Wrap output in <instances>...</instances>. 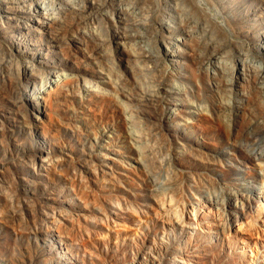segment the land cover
Wrapping results in <instances>:
<instances>
[{
	"label": "rangeland",
	"instance_id": "1",
	"mask_svg": "<svg viewBox=\"0 0 264 264\" xmlns=\"http://www.w3.org/2000/svg\"><path fill=\"white\" fill-rule=\"evenodd\" d=\"M12 1L21 11L30 4ZM67 1L72 7L83 3ZM58 2L29 6L39 13L26 29L0 19V264H264V203L250 212L252 235L238 222L217 235L216 222L237 206L234 200L224 204L223 159L236 163L239 156L215 131L203 136L193 127L200 115L211 117L206 90L199 92L202 84L191 75L195 70L203 86L210 85L200 67L209 49L167 32L174 29L169 0H137L140 15L121 23L105 0L81 27L99 39L104 55L92 57L84 47L71 46L79 29L66 34L65 20L61 26H40L46 21L42 8H60ZM196 2L222 26L224 41L234 40L224 64L241 57L253 71H263L264 0ZM233 13L245 18L238 37L225 21ZM136 19L151 26L135 27ZM117 32L124 37L113 39ZM139 33L146 37L136 38ZM170 36L174 46L166 41ZM144 49L157 55L155 62L139 57ZM157 80L183 92V106L170 113L171 137L153 132L137 118V108L113 93L123 88L131 94L141 89L138 81L156 91ZM254 87L249 78L228 90L227 100L245 108L239 124L242 117L253 120L254 112L264 120V83ZM197 93L205 98L197 100ZM109 95L125 110L123 130L111 111L105 123L94 118L104 112L99 98ZM223 150L229 151L224 158L214 156ZM260 165L264 169V162ZM145 175L158 188L147 189ZM206 195H216L221 207L205 202Z\"/></svg>",
	"mask_w": 264,
	"mask_h": 264
},
{
	"label": "bare ground",
	"instance_id": "2",
	"mask_svg": "<svg viewBox=\"0 0 264 264\" xmlns=\"http://www.w3.org/2000/svg\"><path fill=\"white\" fill-rule=\"evenodd\" d=\"M28 1L30 4L25 6V8L21 7L24 9L21 11V9L18 10L17 7L15 8L12 5L13 1L0 0V19L4 18L8 21H11L18 29H26L27 22L33 21V18L36 17L37 13H39L35 7H40L38 0ZM65 1L67 0H59L58 6L60 4V8L57 9L51 7L49 9L42 8V11L44 10L43 17L46 21H41L40 26L49 28L50 23H53L56 26H61L63 23V27L66 28V34H69L70 31L72 32L79 29L78 31L80 32L76 31L78 35L76 37H71L70 39L71 46H73L75 49H81V47H84L92 57L103 56L104 53L100 51L99 39L91 33L81 31V27L84 25V23H88V21L91 20L93 16H95V12L98 11L101 4L104 3L105 0H100V4L99 2H95L97 0H83V3H77L75 7L69 6L67 4L68 1ZM126 1L130 0H108L106 3L108 7L118 11L117 22L121 23L122 21L124 22L128 20V16H134L136 18L140 15V3L137 5V0H134L135 2H132V6H127L124 8L123 5H125V3L127 4ZM169 1L173 12V15L170 19L172 24L171 27L174 29L167 30V32H169L171 35H185L187 36L188 40H196V43H194L198 48L200 47L201 49L205 50L209 49L207 56L205 59H203V61H201L202 66L200 65V67H202V70L204 69L207 71L211 80L210 85L204 87L203 76L195 73V70L191 72V75L193 79H198L200 84H202L201 87H198L199 92L206 90L205 92L211 111V117L200 115L199 122L194 124L193 127L196 131H200L203 136H207L210 131H215L222 139L225 138L227 142H230L229 146L233 148L239 156V159L236 161V163L230 160L228 161L227 159H223L225 166L221 171L223 178L220 181L221 184H219L220 187H222L221 190H223L225 194L224 204L228 206L230 205V201L234 200L236 201L237 206H235V209L232 211L227 209V213L225 211V214H223L225 218L222 220V222H216L215 227L217 228V235L224 236L229 227L235 222H238V224L245 223L246 226H248V230L246 229L247 232H245L249 235H252L254 233V227L253 220H251V218L254 216H251L250 212L252 207L255 206V204L259 201L260 203H264L262 202L264 201V169L261 168L260 165L261 162H264V120L260 121L261 117H263V114H258V116H260V118H258V116H256L257 114L253 111L254 109H252L254 113H250V117H252L253 120L246 122L244 117H242V123L239 124L238 119L241 117L240 113L244 112L245 110L244 105H239L237 101L231 103L227 100V98L230 97L228 95V90L232 92L234 90V86L237 85L239 80L245 81L250 78L252 83L255 85L254 89H258L259 84L264 83V70H257V72L253 71L251 66L247 67V62L241 57H239L236 61L233 60V64L231 66L224 64V61L222 60L223 54H225L226 48H229L234 40L229 39L230 41L228 42L227 40L224 41L225 39H223V37H225V34L222 26L217 24L218 22H215L209 18V13L207 14V11L205 12V9L201 7L196 2V0ZM133 3H136V5L134 4L133 6ZM32 4H34L35 7L29 8V6L31 7ZM103 5L105 6V4ZM52 10H55L54 15ZM28 12L30 13L28 14ZM60 19L65 20V23H61ZM244 20L245 18L238 15L237 13H233L232 17L225 18L226 24L231 30V35L233 37H238L243 33L242 29ZM140 24L147 23L140 22L139 19H136L133 22L135 27H138ZM147 26L151 25L148 23L143 27ZM158 28L161 31L163 26L160 25ZM144 34L139 33L135 35V37L141 40L146 37ZM111 37L113 39H121L124 37V33H111ZM173 40L174 38L170 36L166 41H170L171 43L169 45L174 46L172 43ZM248 51H252L251 47H248ZM138 54L139 57H142L148 61L152 60L154 62L155 58L152 57H157V55L152 53V51L149 49H144V51H141ZM195 55L196 56L194 57L198 58L197 54ZM96 61L99 62L98 60ZM187 66L190 68L191 65ZM116 70V72L119 71L118 68ZM167 78L168 74L166 79ZM138 82L141 86V89L138 88L136 90L134 89L135 91H132V88L131 91L133 93L131 92V94H129V92L123 88H116V90L112 88L114 91L113 93L117 94L119 97L127 99L129 103L132 104V106L137 108V118L143 119L144 122L148 123V125L151 126L153 132V129H159L160 131H163L165 135L171 137V131L174 130V128L171 130L168 125L170 121L169 118L171 117L170 113L174 112L172 109L174 106H183L185 102L183 101L184 99L181 98L183 92H181V89L178 87L172 88L173 90L171 91V86L170 90H167L169 88L167 80L155 81L156 85L153 87H156V91L150 87H142V85L145 83L142 81ZM63 85L67 87V85L69 86V83L64 82ZM188 95H190V93H188ZM194 96L197 98V100L205 98L204 95H201L200 93H197ZM99 104L102 108H104V112H98L99 115H94V118L99 116L97 118V122L99 120V122L102 121V123H105V120L108 119L107 116L110 113L109 111L112 113V118L122 120L125 110L117 106L119 103L113 96L109 95L100 97ZM191 107L198 110V107L200 106L191 104ZM120 124V127L123 130L125 122L122 120ZM235 133L238 135L237 138H234L236 135ZM227 152L229 151L223 150L218 155L214 156L224 158L228 154ZM257 168H259V170ZM145 184L146 188H151L152 191L158 188L155 184L153 185V182L147 175H145ZM233 189L235 193L231 194L230 190ZM243 192L247 193L243 195ZM157 193L159 194L160 192ZM211 196L206 195L204 198L205 202L210 203L214 207H221V203L223 202H220L218 197H215L216 195L212 197ZM259 210L260 211L256 215L262 212V206ZM248 218H250V220H248Z\"/></svg>",
	"mask_w": 264,
	"mask_h": 264
}]
</instances>
